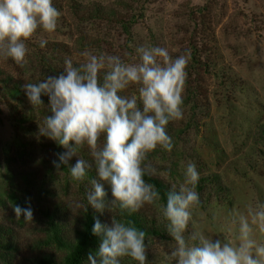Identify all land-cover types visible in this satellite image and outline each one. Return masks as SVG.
I'll list each match as a JSON object with an SVG mask.
<instances>
[{
    "label": "rangeland",
    "instance_id": "374dc122",
    "mask_svg": "<svg viewBox=\"0 0 264 264\" xmlns=\"http://www.w3.org/2000/svg\"><path fill=\"white\" fill-rule=\"evenodd\" d=\"M53 6L61 13L56 31L38 29L27 42L24 68L0 55V79L14 72L35 83L55 76L43 69L42 57L58 68L65 58L79 66L85 51L119 56L126 63L139 62L140 46L165 47L173 58L187 53L184 119L167 126L173 150L158 147L149 155L157 169L151 177L168 189L178 187L186 164L194 162L202 207L194 210L189 231L203 229L214 238L236 240L238 224L231 223L230 212L238 216L248 205L264 204V0H53ZM41 40L59 44L63 52L55 54L57 60L45 54ZM6 93L0 83V226L16 248L3 249L0 264H36L46 254L61 260L66 251L46 243L49 226L43 213L58 206L67 231L79 229L85 210L76 204L88 207L96 170L93 166L83 182L71 177L67 165L58 172L52 161L65 150L40 133L44 117L26 94L12 99ZM121 94H137L136 86ZM4 95L14 106V118ZM23 107L36 113L19 125L14 119ZM77 156L93 163L87 146ZM105 190L111 201L110 186ZM15 206L30 207L32 221L17 218ZM136 213L157 231L146 237L148 264H167L168 244L161 242L170 244L171 237L158 209L146 205ZM117 215L116 209L107 212L109 221ZM256 239L264 242V234L257 232ZM122 264L136 262L125 258Z\"/></svg>",
    "mask_w": 264,
    "mask_h": 264
},
{
    "label": "clouds",
    "instance_id": "9594fccd",
    "mask_svg": "<svg viewBox=\"0 0 264 264\" xmlns=\"http://www.w3.org/2000/svg\"><path fill=\"white\" fill-rule=\"evenodd\" d=\"M60 15L53 0H0V55L24 68L27 42L38 29L54 33ZM46 43L41 40L40 47ZM136 52L139 62L126 63L119 56L85 51L79 66L65 58L62 74L22 86L33 108L43 106L42 95L49 98L51 115L44 117L40 133L65 149L56 154L53 166L59 172L67 165L71 177L80 182L95 167L87 203L96 212L119 208L123 217L146 205L157 208L171 237L170 244L161 242L168 244L167 264H264V242L256 239L257 232L264 234V204L248 205L238 216L230 212L231 223L238 224L236 240L214 238L203 229L189 231L194 210L202 207L197 191L200 172L194 162L186 164L183 183L165 194L166 203L146 181V176L157 174L149 155L158 147L173 150L167 126L184 119L189 56L173 58L160 46H140ZM130 86H136L137 94L122 95ZM85 146L93 163L77 156ZM74 156L76 163L69 165ZM76 207L87 210L79 203ZM14 211L17 218L33 219L30 207L15 206ZM92 233L101 243L95 255L89 254L90 264H122L125 258L148 264L147 234L133 221L112 216L107 225L96 219Z\"/></svg>",
    "mask_w": 264,
    "mask_h": 264
},
{
    "label": "trees",
    "instance_id": "16d2710c",
    "mask_svg": "<svg viewBox=\"0 0 264 264\" xmlns=\"http://www.w3.org/2000/svg\"><path fill=\"white\" fill-rule=\"evenodd\" d=\"M45 54H53L52 60H57V56L55 54H58L60 52H63L62 49L59 48V44L56 43H48L46 44V48L44 50ZM64 53H66L64 51ZM43 57L41 62L44 63L43 69L52 75H60L63 73L64 64L62 65V68H58V65H54L53 61L45 63L43 61ZM61 64V62H59ZM13 72V71H12ZM9 76V75H8ZM24 75H19V77H16L15 73L13 72V75L10 76L7 80L2 81L0 79L1 84H5V90L7 91V96L12 97V99L18 94H26L23 90V85L25 83H31L28 79H24ZM47 77V76H45ZM44 77V78H45ZM8 85V86H7ZM6 105L11 110V115L13 116L14 113H12L13 105L9 103L7 100V97L3 96ZM43 101V106L38 108L37 115L40 117H45L46 115H51V112L49 111V98L45 95H42L41 97ZM22 111H20V117L14 119V122L16 123H23L31 120V116L34 111L32 107H23ZM36 112L34 111V114ZM39 113V114H38ZM29 115L30 117H27ZM19 116V115H18ZM15 116H13L14 118ZM44 119V118H43ZM43 123V122H42ZM58 147L61 146L57 144ZM65 150V149H64ZM63 169H66V166H61ZM146 181L149 183H152L156 186V188L160 191L162 196V201L166 203V196L165 194L170 190L167 188V186L159 179L153 178L151 176L145 177ZM117 210V219L125 218L133 221L135 223V226L146 232L147 236H153L157 235V231H155L153 228H147L146 227V218L144 216H141L139 213H133L131 215H128L127 212L123 213V217L121 216V212L119 208H116ZM107 209L101 214L99 212H96L91 206L87 207V210L83 212V217L80 219V225L79 229H74V231L71 233L67 231L66 225L64 224V219L62 218L61 210L60 208L54 207V208H48L44 213V217L46 220L48 227V235H47V244H54L57 246L58 249L66 251L64 257L59 260L55 258L53 255H43L41 257H38L35 260L36 264H90V261L88 259L89 254L95 255L98 252L99 245L101 243V238L98 236L93 235L92 229L95 223L96 219H99L102 224L111 225V221L107 218ZM60 221V222H59ZM63 224L61 225L60 223ZM16 245L11 241V235L8 230L2 229L0 226V254L3 251V249L9 250H15ZM1 256V255H0Z\"/></svg>",
    "mask_w": 264,
    "mask_h": 264
}]
</instances>
